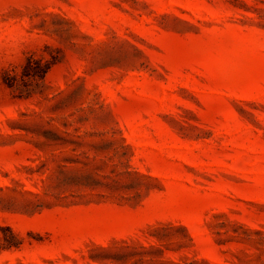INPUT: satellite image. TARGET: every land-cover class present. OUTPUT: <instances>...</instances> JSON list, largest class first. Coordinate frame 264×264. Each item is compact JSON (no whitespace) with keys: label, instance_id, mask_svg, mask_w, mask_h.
<instances>
[{"label":"rangeland","instance_id":"obj_1","mask_svg":"<svg viewBox=\"0 0 264 264\" xmlns=\"http://www.w3.org/2000/svg\"><path fill=\"white\" fill-rule=\"evenodd\" d=\"M0 264H264V0H0Z\"/></svg>","mask_w":264,"mask_h":264},{"label":"trees","instance_id":"obj_2","mask_svg":"<svg viewBox=\"0 0 264 264\" xmlns=\"http://www.w3.org/2000/svg\"><path fill=\"white\" fill-rule=\"evenodd\" d=\"M56 63V60L42 61L34 57H28L26 63L22 66L20 75L5 73L4 83L12 90H18L20 96L28 97L34 92L32 85L42 82Z\"/></svg>","mask_w":264,"mask_h":264}]
</instances>
